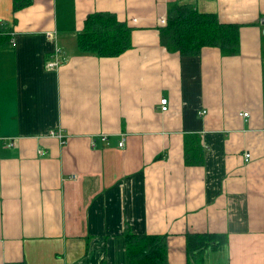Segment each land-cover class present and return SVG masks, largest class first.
Wrapping results in <instances>:
<instances>
[{
	"label": "crops",
	"instance_id": "1",
	"mask_svg": "<svg viewBox=\"0 0 264 264\" xmlns=\"http://www.w3.org/2000/svg\"><path fill=\"white\" fill-rule=\"evenodd\" d=\"M174 3L238 24V52L169 50ZM13 4L0 0V264H126L128 232L167 234L169 264L188 263V232L227 233V264H264V0ZM97 11L133 27L128 50L77 52ZM57 43L65 60L47 68Z\"/></svg>",
	"mask_w": 264,
	"mask_h": 264
},
{
	"label": "trees",
	"instance_id": "2",
	"mask_svg": "<svg viewBox=\"0 0 264 264\" xmlns=\"http://www.w3.org/2000/svg\"><path fill=\"white\" fill-rule=\"evenodd\" d=\"M30 2L31 0H14L13 10L17 11ZM166 21L160 27V38L169 50L178 51L182 55L199 54L205 46H217L225 54H233L239 50L240 26L221 22L215 13L201 12L191 4L174 3L168 9ZM132 31L133 27L120 20L113 12H93L86 17L84 27L77 35V52L97 56L120 55L131 47ZM5 40V37H0V47ZM190 136L194 135L187 136L185 141L187 163L193 162L198 150L190 143ZM227 242V233L188 232L187 264H204L203 254L207 250H219ZM168 250L167 234L128 232L126 235V264H169Z\"/></svg>",
	"mask_w": 264,
	"mask_h": 264
},
{
	"label": "built area",
	"instance_id": "3",
	"mask_svg": "<svg viewBox=\"0 0 264 264\" xmlns=\"http://www.w3.org/2000/svg\"><path fill=\"white\" fill-rule=\"evenodd\" d=\"M262 23H264V17L261 19ZM160 22L162 24H166L167 21H166V18L165 17H162L160 18ZM47 35L49 37H53L55 38V40L57 41V33L56 31H48L47 32ZM65 57H66V53H65V50L63 47H61L58 43L56 44L55 48H54V51L53 53L51 54L50 58L46 61V67L47 68H57L59 67L65 60ZM167 98H162L161 99V105H162V110L163 111H166L168 109V106H167ZM205 112V110L203 111ZM242 115L244 117H248L249 116V113L248 112H243ZM51 135L55 136V137H58L59 139H64V137L66 136L62 131L60 130H55V131H52L51 132ZM103 138L105 139L106 136L103 135ZM123 142L121 141L120 142V145H122ZM42 153H44L43 150H41ZM251 154L249 152L245 153V157L246 158H250Z\"/></svg>",
	"mask_w": 264,
	"mask_h": 264
},
{
	"label": "rangeland",
	"instance_id": "4",
	"mask_svg": "<svg viewBox=\"0 0 264 264\" xmlns=\"http://www.w3.org/2000/svg\"><path fill=\"white\" fill-rule=\"evenodd\" d=\"M204 264H227L225 252L207 250L204 253Z\"/></svg>",
	"mask_w": 264,
	"mask_h": 264
}]
</instances>
